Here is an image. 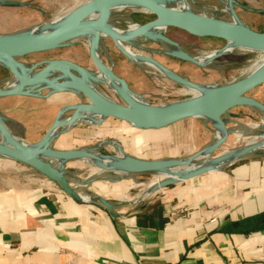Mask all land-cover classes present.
Here are the masks:
<instances>
[{"label":"rangeland","instance_id":"374dc122","mask_svg":"<svg viewBox=\"0 0 264 264\" xmlns=\"http://www.w3.org/2000/svg\"><path fill=\"white\" fill-rule=\"evenodd\" d=\"M5 1L19 2L23 6L0 5V37L34 32L48 25L55 26L65 15L88 0ZM162 2L170 9L184 10V6L177 0ZM187 4L191 12L226 24L238 23L264 32V0H187ZM230 8L237 15V21L232 17ZM153 19H155L154 15L140 8H119L111 12L109 25L124 31L132 23L142 25ZM166 36L176 41L181 51L201 59L229 45V42L223 40L203 39L177 29H168ZM129 47L136 55L151 58L193 84L210 87H222L241 81L264 64V51L242 46L235 47L204 66L179 60L169 55L172 49L168 45L146 40L143 37L132 41ZM98 48L102 63L122 78L129 89L144 103L162 108L193 98L184 86L164 76L150 64L128 59L111 39L100 40ZM51 61L71 62L93 74L99 71L92 60L88 40L82 38L72 40L52 51L15 58V64L19 69L28 70L37 65L30 73L26 72L31 76L39 73L47 62ZM2 63L6 66L5 62ZM3 65L0 64V68H4L7 75L2 76L0 72V89H18L19 81ZM56 78L61 82V74L58 72L47 79ZM45 84L36 89L26 90V95L0 97V118L3 120V127L29 144L39 142L57 120L75 116V107L90 104V101L80 93L54 91ZM94 87L115 105L127 106L114 91L111 83L105 81L94 84ZM246 97L264 104V85L254 89ZM220 121L223 126L221 132L217 129L216 121L211 118H189L164 129H142L124 121L118 122L113 118L102 120L98 116H92L91 120L78 121L59 134L50 148L64 150L97 148L96 154L107 157L124 153L146 160L170 157L187 159L196 156L194 163L199 164L205 162V151L218 141L221 133L226 139L210 155V159L235 151L255 139L264 141V112L254 107L246 105L234 107L223 114ZM1 141L3 137L0 133ZM118 146L121 147V151ZM248 157L249 159L264 157V150ZM46 160L59 165L56 160L49 158ZM89 161H70L65 166L66 177L71 185L74 187L76 185L77 192L86 195L85 192H90L94 182L120 176L104 172ZM2 176H12L34 187L40 181H48L35 169L0 155V177ZM160 178L162 177L156 174L128 176L132 184H136L129 197L133 198L139 193H144L143 189L148 186L147 184Z\"/></svg>","mask_w":264,"mask_h":264},{"label":"crops","instance_id":"0c3cea01","mask_svg":"<svg viewBox=\"0 0 264 264\" xmlns=\"http://www.w3.org/2000/svg\"><path fill=\"white\" fill-rule=\"evenodd\" d=\"M230 167L133 198V175L86 195L71 185L80 202L49 180L2 176L0 264H264V157Z\"/></svg>","mask_w":264,"mask_h":264},{"label":"water","instance_id":"95a60500","mask_svg":"<svg viewBox=\"0 0 264 264\" xmlns=\"http://www.w3.org/2000/svg\"><path fill=\"white\" fill-rule=\"evenodd\" d=\"M162 1L165 0H88L71 11L69 14V20L65 23H60L53 27L45 26L42 29L25 34L0 37V60H7L13 63L16 67H19L15 64V58L17 57L52 51L77 39L83 33H91L95 37L96 47H98L99 41L102 40V38H109L128 59L148 63L153 66L155 65L154 67H157L159 72L169 79L182 86L185 85L181 80L187 81L189 85L194 88L206 85L193 84L188 79L178 76L151 58L149 60H144V58L138 55L128 53L118 45L117 41L130 44L135 39L146 34V40L161 42L171 47L172 51L169 55L199 66L209 64L211 61L228 53L230 50L226 47L222 50L215 51L206 59L194 57L181 51L179 44L166 36V31L168 29H177L197 37L223 40L250 49L264 50V32L250 29L238 23L226 24L205 15L191 12L190 10L170 9L166 7ZM0 5L5 7L23 6L22 3L5 0H0ZM129 7L145 9L148 11L146 13L154 15L155 19L142 25L137 24V28L134 31L129 34H122L109 25V17L113 10ZM96 14H98V17L96 19L92 18ZM234 19L237 21V15ZM155 27H160L163 30L155 32L150 31ZM83 39L87 38L84 37ZM173 50L180 52V55H177L176 52L173 53ZM90 54L93 58L92 48H90ZM57 62L68 63L70 65V71L73 74L85 71L88 77L93 78L90 72L76 64L67 61ZM48 63L50 62H47V64ZM0 64L3 65L1 62ZM36 66L37 65L33 66L29 71L31 72ZM7 69L15 75L18 81H20V77H18L14 69ZM41 71V73H45L49 71V68L45 66ZM57 72L58 71L54 73ZM169 73L175 75L178 79L172 78L169 76ZM109 77L116 84L125 86L129 95L137 96L129 89L126 82L115 75L111 69L109 71ZM56 79L59 80V78ZM42 80V76H36L24 79L22 84L25 86L41 85ZM262 85H264V66L247 78L236 83L222 87L207 86L210 89L207 91L206 95L199 99V101L197 100L198 103L194 107L187 106V104L183 105L182 103L177 108L172 109H158L156 111L144 110L141 113H129L115 105L103 103V105H101L102 114L104 115L102 120L105 118H113L142 129H160L189 118L214 117L221 123V116L237 106H251L264 112V104L246 97L247 94ZM79 93L84 95L91 103H99V98L88 84H80ZM26 94L27 92L16 91L15 89H0V97ZM191 99L195 100V96L193 95V98ZM56 124L57 121L48 129L42 139L34 144L40 146L46 143L44 152L39 149L31 150L26 144L17 141L13 135L3 127V120L0 118V133L5 139V143H0V155L11 158L16 162L35 169L40 175L57 184L65 194L78 202L81 201V197L71 186L65 173V166L67 162L70 161L90 160L92 165L98 169L118 175L156 174L162 177V180L159 181L155 187L156 190L152 192L156 193L157 191L171 187L177 183L186 182L207 173L223 170L246 159L251 154L264 150V141L253 140L235 151L226 152L210 159V155L224 143L226 137L222 135L223 137H219L218 141L205 151V162L199 164L194 163L196 156L187 159L169 158L146 160L122 153L119 156L107 157L96 154L98 151L97 148L89 150L51 149L50 146L55 138L64 132L62 130L53 135V132L57 128ZM118 148L121 151V147L118 146ZM45 157L56 160L59 165L49 162ZM94 201H97L108 209L113 217L118 216L114 212L115 205L107 199L97 197Z\"/></svg>","mask_w":264,"mask_h":264},{"label":"bare ground","instance_id":"6f19581e","mask_svg":"<svg viewBox=\"0 0 264 264\" xmlns=\"http://www.w3.org/2000/svg\"><path fill=\"white\" fill-rule=\"evenodd\" d=\"M175 1V0H174ZM178 3L182 4L184 6L185 10H188V4H187V0H177ZM129 8H134V7H129ZM232 8V7H231ZM230 8V13L233 16V18H236V14L234 13V11ZM122 9V8H121ZM142 9V8H141ZM144 12H148L145 9H142ZM228 11V10H227ZM229 13V12H228ZM69 14L65 15L60 22H58L57 24L60 23H65L69 20ZM98 17V14L94 15L92 18L96 19ZM56 26V25H55ZM48 27H53V26H49ZM137 28V25L132 23L128 26L127 30H119L117 28H115L116 30H118L120 33L122 34H129L132 31H134ZM158 30H163L160 27H155L153 29H151L150 31H158ZM86 37L88 42H89V46L90 48H92L93 51V62L95 63V65L98 67L99 71L97 74H92L93 78L88 77V75L86 74L85 71H81L77 74H73L70 71V65L68 63H62V62H57V61H53L50 62L46 65L47 68H49V71L45 72V73H37L36 75H27L28 73H30L29 69L25 70L24 68L19 69L18 67V71L15 65H13V63L7 61V60H0V62H5L6 63V67L10 68V69H14L18 75V77H20V81L18 82L17 87H19L18 89H15L16 91H24L27 92L26 90H31V89H36L40 86H42L44 83L45 86L47 88H51L54 91H68V92H73L78 94L79 93V85L80 84H88L91 89L96 93L97 97L99 98V103H91L89 105H83V106H77L75 107V111L76 114L75 116L73 115L71 119H61V120H57V124H56V130L53 132L54 134H57L59 131H65L67 128H71L72 126H74L78 121H85L86 119H90L92 116H98L100 119H102L104 117V115L102 114V109H101V105L104 104H112L115 105L113 102H111L108 97L106 98L105 96H103L97 89L96 87H94V84H100L103 82H108L111 83L113 88L115 89L114 91H116V93H118V95L124 100V102L126 103V107H122V106H117L120 109H123L129 113H141L144 110H153L156 111L158 109L161 110H165V109H172V108H177L178 106H180L182 103L183 105L187 104V106L190 107H194L195 105H197L199 99H201L204 95H206L207 91L210 89L207 86H197V87H191L189 85V83L187 81L181 80L184 83V87L186 88V90L190 93H192L195 96V100L191 99L188 100L186 102H180V103H176L174 105H170L167 107H162V108H158V107H152L146 103H144L143 101H141V99L138 96H131L127 93V90L125 88V86L123 85H119L116 84L115 82H113L111 80V78L109 77V71L110 68L106 67L102 61L100 60L99 57V48L95 46V37L93 34L91 33H83L81 34L78 38H84ZM143 38L146 37V34H143L142 36ZM77 38V39H78ZM103 39V38H102ZM105 39V38H104ZM118 45L126 52L128 53H133L135 54L129 47V43L127 42H120L117 41ZM235 47H239L237 46L235 43H229V45L227 46L228 50H233ZM264 51V50H262ZM177 53V55H180V52H177L176 50H173V53ZM214 53V52H213ZM212 54V53H211ZM209 54V55H211ZM136 55V54H135ZM209 55L205 56L203 59H206ZM140 56V55H138ZM142 58H144V60H149V57H144V56H140ZM152 67H154L153 65H151ZM264 66V64L262 65V67ZM155 68V67H154ZM157 69V67L155 68ZM158 70V69H157ZM58 71L61 74V82H59L57 79H52V80H48V76L51 75L52 73ZM159 71V70H158ZM27 72V74H26ZM25 75H24V74ZM22 76H21V75ZM36 76H42V84L41 85H35V86H25L24 84H22V82L24 81V79H29L32 77H36ZM52 76V75H51ZM169 76H171L174 79H178L177 77H175V75L169 73ZM16 87V88H17ZM185 92V91H184ZM198 100V101H197ZM212 119H214L216 121L215 124H217V129L219 132H221L222 130V125L219 121L216 120V118L211 117ZM93 120V119H92ZM100 121V120H99ZM90 122V121H89ZM140 123V122H139ZM218 132V133H219ZM224 132V131H223ZM217 133V132H216ZM220 137L222 136V133L219 135ZM218 136V137H219ZM13 137L23 143L26 144L31 150H36L39 149L41 151H44V149L46 148V143H44L43 145L37 146L34 144H29L24 142L23 140H21L20 138H17L13 135ZM255 141H257L255 139ZM0 143H5V139L3 138V141H1ZM45 152V151H44ZM45 155V154H43ZM90 162V161H89ZM92 164V163H91ZM162 178L159 180L161 181ZM159 181L153 182L152 185H150L149 187H147L146 189V194H151L152 192H154L156 190V186L158 184Z\"/></svg>","mask_w":264,"mask_h":264},{"label":"trees","instance_id":"16d2710c","mask_svg":"<svg viewBox=\"0 0 264 264\" xmlns=\"http://www.w3.org/2000/svg\"><path fill=\"white\" fill-rule=\"evenodd\" d=\"M203 39H213V38H203ZM216 40H218V39H216ZM0 72H1L2 76H6L7 75V72L5 71L4 68L3 69L0 68ZM255 226H257L258 229L264 228V217L262 219L260 218L259 221L255 224Z\"/></svg>","mask_w":264,"mask_h":264},{"label":"built area","instance_id":"2783aa9c","mask_svg":"<svg viewBox=\"0 0 264 264\" xmlns=\"http://www.w3.org/2000/svg\"><path fill=\"white\" fill-rule=\"evenodd\" d=\"M171 215H174V213H172Z\"/></svg>","mask_w":264,"mask_h":264}]
</instances>
